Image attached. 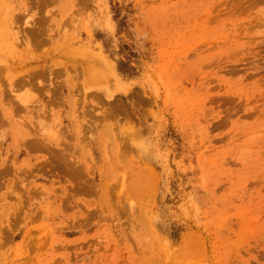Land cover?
Wrapping results in <instances>:
<instances>
[{
    "label": "rangeland",
    "instance_id": "rangeland-1",
    "mask_svg": "<svg viewBox=\"0 0 264 264\" xmlns=\"http://www.w3.org/2000/svg\"><path fill=\"white\" fill-rule=\"evenodd\" d=\"M0 264H264V0H0Z\"/></svg>",
    "mask_w": 264,
    "mask_h": 264
},
{
    "label": "trees",
    "instance_id": "trees-1",
    "mask_svg": "<svg viewBox=\"0 0 264 264\" xmlns=\"http://www.w3.org/2000/svg\"><path fill=\"white\" fill-rule=\"evenodd\" d=\"M119 64L123 65L122 62H120ZM130 69H132V68L130 67ZM119 70L122 71V68H120V66H119Z\"/></svg>",
    "mask_w": 264,
    "mask_h": 264
}]
</instances>
